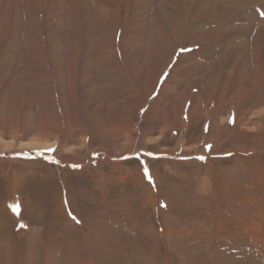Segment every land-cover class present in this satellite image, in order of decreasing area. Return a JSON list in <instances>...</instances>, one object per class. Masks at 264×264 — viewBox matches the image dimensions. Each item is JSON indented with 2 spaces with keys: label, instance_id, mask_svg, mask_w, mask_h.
<instances>
[{
  "label": "rangeland",
  "instance_id": "obj_1",
  "mask_svg": "<svg viewBox=\"0 0 264 264\" xmlns=\"http://www.w3.org/2000/svg\"><path fill=\"white\" fill-rule=\"evenodd\" d=\"M0 264H264V0H0Z\"/></svg>",
  "mask_w": 264,
  "mask_h": 264
},
{
  "label": "snow or ice",
  "instance_id": "obj_2",
  "mask_svg": "<svg viewBox=\"0 0 264 264\" xmlns=\"http://www.w3.org/2000/svg\"><path fill=\"white\" fill-rule=\"evenodd\" d=\"M201 159H203V157H201ZM14 207H18V205L17 206H14Z\"/></svg>",
  "mask_w": 264,
  "mask_h": 264
}]
</instances>
